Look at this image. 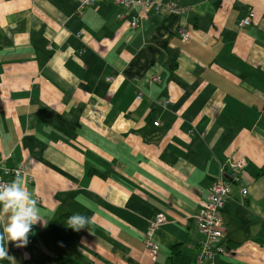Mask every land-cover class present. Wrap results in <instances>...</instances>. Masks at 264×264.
<instances>
[{
	"label": "crops",
	"instance_id": "1",
	"mask_svg": "<svg viewBox=\"0 0 264 264\" xmlns=\"http://www.w3.org/2000/svg\"><path fill=\"white\" fill-rule=\"evenodd\" d=\"M82 1L0 0V162L24 171L44 221L0 264H196L195 217L234 160L247 165L220 209L233 252L211 264H264V0H159L181 15ZM66 212L89 223L58 247Z\"/></svg>",
	"mask_w": 264,
	"mask_h": 264
},
{
	"label": "built area",
	"instance_id": "2",
	"mask_svg": "<svg viewBox=\"0 0 264 264\" xmlns=\"http://www.w3.org/2000/svg\"><path fill=\"white\" fill-rule=\"evenodd\" d=\"M96 0H83L82 8L92 6ZM115 3L125 8H143L155 10H163V13L177 14L181 15L182 8L177 7L173 3H168L169 5H162L157 0H115ZM164 6H166L164 8ZM254 17V12L243 18L240 22V27H247L252 25V18ZM124 15H118V19L121 20ZM138 26V17H133L130 21V28H136ZM181 37L187 41L191 37V33L186 29L180 30ZM111 80V79H109ZM158 80V79H157ZM168 101H164L166 105ZM156 126L159 122L155 123ZM3 163L0 162V183L10 182V178L16 177L17 175L22 176L24 171L21 169H3ZM246 161L234 160L231 162V169L229 173L224 172L208 189L205 199L201 201V208L199 209L195 221L198 226L199 231L203 235V241L201 243L200 254L197 258L196 264H205L212 258L215 252H224L225 246L223 242L225 239L224 234V222L220 214V209L225 204V201L230 198L232 188L230 185L231 180H237L240 171L244 170L246 167ZM3 174L1 175V171ZM6 176V178H4ZM243 195H248L247 188L243 189ZM167 222V217L164 213L157 214L154 218L149 220L148 231L144 235L143 245L147 251L149 260L152 263H156L159 257V246L154 239V235L157 230L160 229Z\"/></svg>",
	"mask_w": 264,
	"mask_h": 264
},
{
	"label": "clouds",
	"instance_id": "3",
	"mask_svg": "<svg viewBox=\"0 0 264 264\" xmlns=\"http://www.w3.org/2000/svg\"><path fill=\"white\" fill-rule=\"evenodd\" d=\"M0 206L3 209L0 216L6 214L8 217L7 221L0 225L3 229L0 232V260H13L8 256L5 243L13 242L17 247H26L32 226L44 221L40 216L37 200L33 198V193L26 189L20 175L8 183H0ZM88 223V218L80 214H74L67 220V226L75 231H80Z\"/></svg>",
	"mask_w": 264,
	"mask_h": 264
},
{
	"label": "trees",
	"instance_id": "4",
	"mask_svg": "<svg viewBox=\"0 0 264 264\" xmlns=\"http://www.w3.org/2000/svg\"><path fill=\"white\" fill-rule=\"evenodd\" d=\"M100 1H105V0H96L93 5H95L96 3L100 2ZM113 1L115 2V0H113ZM157 1H159V0H157ZM160 3L162 5H169L168 3H173L177 7H179L175 2H166V3L160 2ZM165 7L166 6H164V8ZM129 9H132V8H129ZM156 11L162 15L163 14L168 15L165 12L163 13L162 9H160L159 11L158 10H156ZM133 17H138V19H139V15H134V16H132V18ZM132 18H131V20H132ZM243 174H244V170L240 171V173L238 174L237 180H231L230 181L231 188L233 187V185L238 184L241 181V179L243 178ZM70 216H72V214L69 212L63 213L49 227V236H50L51 240L53 241V243L58 247H61V246L65 247V246H69V245L73 244L75 242V239H76L78 233H79V231H75L72 228L67 226V220ZM223 222H224V220H223ZM224 234H225V222H224ZM223 246H225V247H223L224 252H222V253L221 252H215V254L212 256V258H210V260L207 261L205 264H211L214 257H216L218 255L227 256L233 252L232 248L230 246V243L227 244L226 234H225Z\"/></svg>",
	"mask_w": 264,
	"mask_h": 264
},
{
	"label": "rangeland",
	"instance_id": "5",
	"mask_svg": "<svg viewBox=\"0 0 264 264\" xmlns=\"http://www.w3.org/2000/svg\"><path fill=\"white\" fill-rule=\"evenodd\" d=\"M182 12H183V13H185V11H184V10H182ZM183 29H184V28H183ZM157 79H158V81H160V79H159V78H157ZM155 80H156V79H155Z\"/></svg>",
	"mask_w": 264,
	"mask_h": 264
}]
</instances>
